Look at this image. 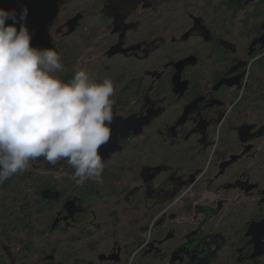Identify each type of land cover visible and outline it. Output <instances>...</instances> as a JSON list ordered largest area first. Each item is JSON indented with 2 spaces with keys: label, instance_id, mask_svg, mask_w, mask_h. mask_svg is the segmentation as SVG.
<instances>
[{
  "label": "flooded vegetation",
  "instance_id": "af4514ba",
  "mask_svg": "<svg viewBox=\"0 0 264 264\" xmlns=\"http://www.w3.org/2000/svg\"><path fill=\"white\" fill-rule=\"evenodd\" d=\"M63 1L65 14L53 36L41 21L26 17L30 46L68 58L64 68L70 79L85 70L97 83L113 82L111 137L99 154L108 166L123 163V174L102 176L97 190L109 187L115 205L141 203L142 216L158 209L142 228L143 242L135 248L114 244L95 255L96 264H264V19L248 20L260 29L249 40H242L241 25L216 38L208 17L213 0ZM244 1L238 24L257 4ZM5 2L0 0V9L15 10L19 20L24 0H13L11 7ZM15 26L19 30L20 24ZM210 42L228 62L213 65L204 46ZM215 70L221 72L218 79H203ZM55 75L63 81L62 71ZM159 142L171 151L160 153ZM42 159L25 172L56 177L57 169H66V160L53 166ZM14 187L19 198L24 192L22 200H29L31 183ZM69 199L56 211L57 223L64 225L63 233L77 231V239L90 237L98 230L90 219L93 211L76 197L75 209L69 208L75 218L66 220ZM198 212L204 216L195 221ZM1 235L0 230V264H21L19 245ZM191 240L212 251L208 261L196 262L187 253L185 243ZM52 256L47 262L63 264ZM71 264L92 263L78 258Z\"/></svg>",
  "mask_w": 264,
  "mask_h": 264
},
{
  "label": "clouds",
  "instance_id": "9594fccd",
  "mask_svg": "<svg viewBox=\"0 0 264 264\" xmlns=\"http://www.w3.org/2000/svg\"><path fill=\"white\" fill-rule=\"evenodd\" d=\"M27 8L0 9V184L43 158L66 160L77 184L100 181L104 163L99 149L111 137L114 84L97 83L85 70L62 81L60 55L30 46ZM13 24L6 25V20ZM20 24L19 30L15 26Z\"/></svg>",
  "mask_w": 264,
  "mask_h": 264
},
{
  "label": "trees",
  "instance_id": "16d2710c",
  "mask_svg": "<svg viewBox=\"0 0 264 264\" xmlns=\"http://www.w3.org/2000/svg\"><path fill=\"white\" fill-rule=\"evenodd\" d=\"M13 0H6L5 4L9 7ZM244 0H213L212 1V16L210 18V26L212 27L216 38H219L225 34L231 35L234 30L239 29L241 25L242 31L240 35L243 36L242 40H249L250 37L258 35L260 29L258 25H250L249 19H264V0H256V7L254 11L251 8H246L245 13L251 11V14L247 16L245 20L239 22L236 21L239 17V10L243 9ZM65 1L63 0H24L23 8H27V17L32 20L41 21L43 30H46L48 34H54L55 23L60 21L65 14ZM251 4V3H250ZM207 15V12H204ZM49 25H47V24ZM45 25V26H44ZM239 27V28H238ZM241 30V29H240ZM65 45V44H64ZM62 46V44L60 45ZM214 56V63L219 61H227L226 56L222 54V51L216 42H210L204 45ZM264 56L261 58L263 60ZM68 58H64L62 61L63 71L62 78L64 82L70 80V73L65 71L64 65ZM202 68L203 72H206ZM70 69V68H69ZM60 72H57L59 75ZM221 75L220 71H216L204 75L203 79L216 80ZM166 82H162V86L166 87ZM192 89V92L197 87L195 81L188 84ZM162 145V146H161ZM160 153H169L171 151L168 145H163L159 142ZM153 150V147H150ZM106 162L103 160V163ZM114 164H118L113 167ZM104 171L102 176L114 175L118 176L123 174L120 171L121 166L124 164L121 162H114L104 164ZM66 169L56 170L60 171L58 176L48 177L47 173L34 172H19L2 184H0V230L2 232L3 240L6 243H13L19 245L21 264H50L47 262V258H52L53 254H56L59 261L63 264L72 263V261L78 258L88 261L92 264H96L98 253H103L108 250L110 246L116 244L117 246L126 243L133 245L135 242H143L144 236L142 228L144 226H150L152 222V215L156 214L158 209L155 207L153 210H149L147 215L140 213L143 205L138 203H123L118 202L112 204L115 196L109 191V187H104V190H97L98 181L93 179L85 180L82 184H77L73 178L69 180V174L74 173V169L66 163L64 166ZM29 170V169H28ZM54 172V170H51ZM55 171V172H56ZM40 173L42 176L40 177ZM63 174L65 176H63ZM30 178L28 179V177ZM31 183L33 185L32 195L29 200L28 197L22 200L24 192L20 193V198L17 196L14 185H21V183ZM12 185V186H11ZM75 188V194L70 195L67 192L68 186ZM52 189V191H51ZM36 193L34 194V191ZM69 196L67 203L68 210L66 214V220L75 218V212L69 211L70 207L74 208L75 198H83L86 202V207L93 211V222L98 230L90 237L85 239H77V231L66 234L62 232L63 224L57 223L56 211L61 208V202ZM75 197V198H73ZM98 198V199H94ZM111 199V201H110ZM94 201V202H93ZM112 204V205H111ZM110 207H112L111 210ZM130 212V214H129ZM133 216L138 218L134 231L132 228H128L127 220L124 217ZM147 216V217H146ZM70 222V221H69ZM133 224V222H132ZM139 237L133 239L134 235ZM123 237V238H122ZM126 238V239H125ZM125 239V241H124ZM69 254V255H68ZM51 256V257H50ZM56 257V258H57Z\"/></svg>",
  "mask_w": 264,
  "mask_h": 264
},
{
  "label": "rangeland",
  "instance_id": "374dc122",
  "mask_svg": "<svg viewBox=\"0 0 264 264\" xmlns=\"http://www.w3.org/2000/svg\"><path fill=\"white\" fill-rule=\"evenodd\" d=\"M166 0H161V3H164ZM196 1H200V0H196ZM84 63V62H83ZM261 131V129H257V131H256V134L257 133H259ZM248 133V132H247ZM245 133V136L246 137H250L251 136V131H250V134L248 133ZM42 160H44V159H42ZM41 160V161H42ZM41 163H43V162H41ZM70 176H69V180H71L72 178V176H73V174H69ZM67 192L70 194V195H73V194H75V188L74 187H72V186H68V189H67ZM206 197H208V198H211V196H206ZM95 200L96 199H98V198H94ZM113 204V203H112ZM111 204V205H112ZM205 206V205H211V204H201V203H197V206H199V207H201V206ZM213 207H215V204L214 205H212ZM112 209V207H110V209L109 210H111ZM129 214H130V212H129ZM204 216V214L203 213H201V212H198L197 214H196V216L195 217H193L192 219L193 220H195V221H200L201 220V218ZM133 216H127V217H124V219L125 220H127L126 222V224H127V226H128V228L130 227V228H132L131 229V231H134V229H135V226H136V222H137V220H138V218L137 217H135V219L133 220ZM132 222H133V224H132ZM151 236H152V234H150L149 235V238H151ZM134 238V240H135V238H137V237H139L138 235H134L133 236ZM140 243L139 242H135L133 245H135V246H138ZM198 246H203L202 247V251H199L198 249H197V247ZM185 249L187 250V253H192L193 254V256H195L194 258H195V260H196V262L198 261V259H200L201 261H208L210 258H211V254H212V251L207 247V246H204L202 243H198L197 244V242L196 241H187L186 243H185ZM174 260H175V262L178 260L177 259V256L174 258ZM143 264H145V263H143ZM162 264H171V263H162Z\"/></svg>",
  "mask_w": 264,
  "mask_h": 264
}]
</instances>
